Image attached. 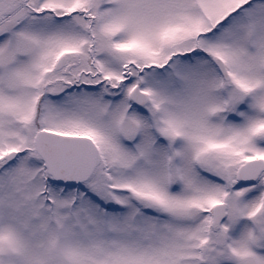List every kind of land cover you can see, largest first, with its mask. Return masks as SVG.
Listing matches in <instances>:
<instances>
[{"label": "snow or ice", "instance_id": "snow-or-ice-1", "mask_svg": "<svg viewBox=\"0 0 264 264\" xmlns=\"http://www.w3.org/2000/svg\"><path fill=\"white\" fill-rule=\"evenodd\" d=\"M0 264H264V0H0Z\"/></svg>", "mask_w": 264, "mask_h": 264}]
</instances>
